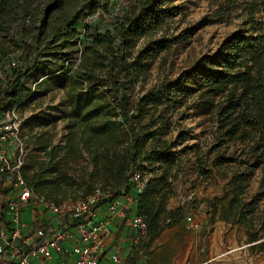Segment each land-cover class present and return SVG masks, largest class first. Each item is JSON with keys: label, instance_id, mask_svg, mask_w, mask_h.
<instances>
[{"label": "trees", "instance_id": "16d2710c", "mask_svg": "<svg viewBox=\"0 0 264 264\" xmlns=\"http://www.w3.org/2000/svg\"><path fill=\"white\" fill-rule=\"evenodd\" d=\"M226 1L229 7L235 0ZM162 2L134 0L122 14L111 19L113 32L99 28L105 23L102 20L83 23L89 12L104 10L102 0H50L33 36L24 22L30 13L18 7L16 0L0 2V68L4 71L0 113L17 109L19 103L24 105L30 93L25 77L46 62L50 54H57L61 40L71 46L88 40L75 58L71 81L81 88L86 84L89 91L80 90L72 96V118L64 143L52 144L50 137H38V148L44 154L28 151L26 180L47 199L74 197L69 196L74 185L81 187L83 181L68 175L65 169L70 165L66 159L87 150L97 169L89 176L97 185L81 197L100 190V202L106 204L134 192L132 177L136 171L141 172L145 184L135 195L136 213L145 219L148 230L139 244L158 238L165 229L179 223L184 212V207H169L180 171L174 145L152 128L156 123L154 115L145 123L141 120L148 113L144 106L150 105L152 114L159 107L158 94L167 90V84L153 87L136 103L132 100L134 82L147 75L153 58L159 53L168 55L173 44L183 37L168 35L170 13L161 10ZM244 10L251 27L230 34L215 52L194 65L187 77L193 76L199 82L193 89L209 104L208 110L218 126L217 141L246 144V150H242L246 167L232 173L223 194L211 203L212 220L218 213L227 223L240 224L252 250L264 253V210L259 209L255 197L248 198L246 194L248 170L261 167L264 172V0H247ZM16 49H23L24 53L13 54ZM63 56L67 69L74 59L69 53ZM12 60L16 64L6 70ZM100 88L107 94L101 96ZM28 140L31 139L27 143ZM144 163L151 169L149 176L141 170Z\"/></svg>", "mask_w": 264, "mask_h": 264}, {"label": "rangeland", "instance_id": "374dc122", "mask_svg": "<svg viewBox=\"0 0 264 264\" xmlns=\"http://www.w3.org/2000/svg\"><path fill=\"white\" fill-rule=\"evenodd\" d=\"M49 1L16 0L18 7L30 13L24 22L32 36ZM102 1L104 4L101 8L109 18L103 19L105 23L101 22L99 28H110L114 32L111 14L126 10L134 0ZM245 1L235 0L229 7L226 0H163L161 4V10L170 13L167 17L168 35L183 34V37L173 44L168 55L159 53L153 58L147 75L134 82L132 100L136 103L153 87L167 84V90L158 94L161 100L159 107L152 114L153 108L144 106L148 113L141 120L145 123L154 115L156 123L152 128H157L162 137L174 145L180 160V171L169 207L181 206L184 212L180 222L165 229L158 238L146 239L143 244L134 245L130 260L123 263L122 259V264H264V253L252 250L243 226L227 223L219 218L218 213L212 220L211 203L215 197L223 194L232 173L246 167V156L242 153V150H246V144L217 141L218 126L208 110L209 104L201 100L193 89L199 82L193 76L187 77L191 68L206 55L215 52L230 34L251 27L247 23ZM218 9H221V13ZM87 41L84 39L80 44L71 46L61 40L62 47L57 49V54H50L46 62H42L25 77L24 84L30 93L23 101V106L19 103L17 112L22 121V135L31 139L27 143L31 153L44 154V150L38 148V137H50L52 144L65 142L72 118V96L80 90L89 91L86 84L81 88L74 86L71 81L75 58ZM22 53L23 49L13 52L17 56ZM63 53H69L74 59L67 69L63 66ZM19 60L21 64L23 61L20 57ZM3 72L0 68V74ZM98 93L101 96L107 94L103 88ZM217 99L214 98L215 101ZM88 131L86 129L85 135ZM66 160L70 165L65 169L68 175L83 181L81 187L74 185L69 196L81 197L97 185L96 180L89 176L91 171L97 169L87 150L71 154ZM143 165L141 170L149 176L150 167L146 163ZM248 175L247 197H255L259 209L264 210V172L261 167H252ZM198 203H204L200 216L202 223L198 229H193L185 213L188 206Z\"/></svg>", "mask_w": 264, "mask_h": 264}, {"label": "built area", "instance_id": "2783aa9c", "mask_svg": "<svg viewBox=\"0 0 264 264\" xmlns=\"http://www.w3.org/2000/svg\"><path fill=\"white\" fill-rule=\"evenodd\" d=\"M108 18L109 15L99 9L89 12L83 23ZM10 64L16 62L12 60L6 70ZM3 82L4 72L0 74V84ZM21 126L16 108L0 113V264H99L106 254L101 232L108 222L107 219L95 220L96 209L101 205L126 219L133 229L135 244L146 236L145 219L137 213H128L136 202L134 194H125L106 204L100 202V190L61 201L37 194L24 174L28 137L22 135ZM132 181L138 191L143 189L145 182L141 172L136 171ZM203 206L204 203H198L186 212L185 218L193 229L201 226ZM27 209L30 214L25 218L23 213ZM56 255L61 259L57 263L54 262ZM112 259L114 263L120 261L119 250Z\"/></svg>", "mask_w": 264, "mask_h": 264}, {"label": "crops", "instance_id": "0c3cea01", "mask_svg": "<svg viewBox=\"0 0 264 264\" xmlns=\"http://www.w3.org/2000/svg\"><path fill=\"white\" fill-rule=\"evenodd\" d=\"M133 194V193H131ZM136 202L129 208V214L136 213ZM30 214L29 209L23 213V217L28 218ZM107 219V228L101 232L103 234L104 242L106 244V254L102 258L99 264H122L120 261L123 259L128 262L132 255V248L135 242L133 241V229L127 224L126 219L118 213H112L105 205H101L96 209L95 220ZM116 250L120 251V261L118 263L113 262V255ZM61 259L59 255H56L54 262L57 263ZM126 264V263H125Z\"/></svg>", "mask_w": 264, "mask_h": 264}, {"label": "bare ground", "instance_id": "6f19581e", "mask_svg": "<svg viewBox=\"0 0 264 264\" xmlns=\"http://www.w3.org/2000/svg\"><path fill=\"white\" fill-rule=\"evenodd\" d=\"M137 193H138V190H137V189H134L133 194H134V195H137Z\"/></svg>", "mask_w": 264, "mask_h": 264}, {"label": "water", "instance_id": "95a60500", "mask_svg": "<svg viewBox=\"0 0 264 264\" xmlns=\"http://www.w3.org/2000/svg\"><path fill=\"white\" fill-rule=\"evenodd\" d=\"M252 244V243H251Z\"/></svg>", "mask_w": 264, "mask_h": 264}]
</instances>
